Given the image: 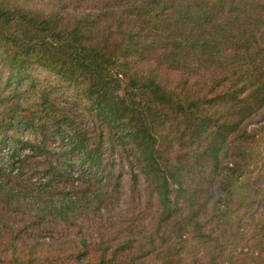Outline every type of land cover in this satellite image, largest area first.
<instances>
[{
  "label": "trees",
  "instance_id": "obj_1",
  "mask_svg": "<svg viewBox=\"0 0 264 264\" xmlns=\"http://www.w3.org/2000/svg\"><path fill=\"white\" fill-rule=\"evenodd\" d=\"M0 264H264V0H0Z\"/></svg>",
  "mask_w": 264,
  "mask_h": 264
},
{
  "label": "rangeland",
  "instance_id": "obj_2",
  "mask_svg": "<svg viewBox=\"0 0 264 264\" xmlns=\"http://www.w3.org/2000/svg\"><path fill=\"white\" fill-rule=\"evenodd\" d=\"M41 1H47V0H41ZM24 140H29V139H33V136L31 135L30 132L24 134V136L22 137ZM12 149L11 145L6 148L3 152L4 157H5V161H9L8 160V156H9V152ZM124 195H123V200L121 203V207H119L116 211H114L111 215H110V219L112 220V223L115 222L114 220H116L119 217V214L121 211H123L124 209H128L129 206H127V202L130 199V197H132L131 195V188H130V182L128 181V179L125 177L124 179ZM140 193H141V200H139V198H136L137 201L141 202L142 204H145L146 201V195H145V190L144 187L141 186L140 187ZM104 232H108V235L105 234V236L107 237V239L110 241V244H114L116 242L119 241H125L127 240L129 237H127V232H120L118 230V228L113 229V228H107L106 230H104Z\"/></svg>",
  "mask_w": 264,
  "mask_h": 264
}]
</instances>
